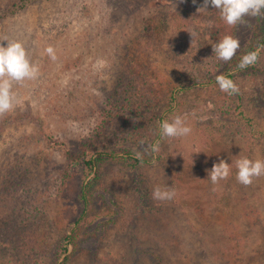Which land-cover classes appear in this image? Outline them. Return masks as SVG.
Instances as JSON below:
<instances>
[{"label":"rangeland","instance_id":"rangeland-1","mask_svg":"<svg viewBox=\"0 0 264 264\" xmlns=\"http://www.w3.org/2000/svg\"><path fill=\"white\" fill-rule=\"evenodd\" d=\"M202 3L0 0V41L22 43L40 68L13 85L15 106L0 116V264L62 262L76 233L67 264H264V175L240 184L234 158L264 160V20L232 27L211 6L198 14ZM225 35L241 45L227 63L211 47ZM219 74L239 94L221 92ZM177 115L191 134L163 138L159 122ZM157 141L144 167L111 161L91 173L62 147L136 159ZM220 159L231 172L213 185L206 170ZM156 186L174 198L153 200Z\"/></svg>","mask_w":264,"mask_h":264},{"label":"clouds","instance_id":"clouds-1","mask_svg":"<svg viewBox=\"0 0 264 264\" xmlns=\"http://www.w3.org/2000/svg\"><path fill=\"white\" fill-rule=\"evenodd\" d=\"M180 2L182 3L184 0H180ZM192 2L194 5L196 4V0H192ZM209 6L218 12L220 18L227 25L232 27L246 24L247 17L264 20V0H203V3L197 7V13H207ZM188 33L192 38V45L195 40V33ZM3 41H7V46L5 47L0 43V116L13 110L15 106L16 94L13 91V85H22L25 81L36 80L40 74L39 65L29 60L27 50L22 43L10 41L7 37L0 42ZM240 46L238 39L231 35H225L211 47L215 58L218 61L227 63L237 54ZM44 53L52 61L57 60L55 50L51 46L45 48ZM258 58L259 49L248 52L242 56L237 67L241 70L246 69L254 65L258 61ZM215 80L221 92L229 96L239 94L240 88L232 79L219 74L216 75ZM211 107L212 105H209V108ZM201 119H206V117H202ZM159 132L163 138H181L189 136L192 128L186 125L184 118L177 115L171 120L165 119L159 122ZM149 151L151 153H158L160 151L159 141L148 144L146 147H143L142 151H136L137 159H142L143 154ZM234 158L237 169L236 180L240 184L250 186L254 178L264 175V160H251L241 155ZM206 171L207 180L216 185L221 180L229 177L231 167L225 160L220 159L218 163L213 164L210 170ZM151 196L155 201L172 200L175 196V191L171 187L166 186L162 189L160 186H156L153 188Z\"/></svg>","mask_w":264,"mask_h":264},{"label":"trees","instance_id":"trees-1","mask_svg":"<svg viewBox=\"0 0 264 264\" xmlns=\"http://www.w3.org/2000/svg\"><path fill=\"white\" fill-rule=\"evenodd\" d=\"M229 78L233 80L232 75ZM170 100L171 101L169 102H175L174 97L172 95H170ZM242 119H244L242 121L249 122L248 119H245L244 117H242ZM248 126H250V128L253 129V125L251 123H248ZM254 130L256 131V129ZM255 135L256 133H253L254 137ZM62 147H63L64 156L73 163H82L85 166V169L88 171V173L93 172L94 168H96L97 172H99V168L102 164L111 162V161H115L118 163L124 162L129 168L144 167L149 162L144 156L142 159H137V158L136 159H133V158L126 159L124 157H121L120 155H118V153H115V152L102 151V152H98L97 154H95L91 151H87L86 153H73L68 147L64 145ZM91 187H92V183L90 182L88 185L83 186L82 191H81L80 203L84 207V209H87L88 205L90 204V198L87 192H91ZM78 226H79V223L76 222L75 226H73V229H72L73 233L78 232L79 230ZM76 234L67 236V238L65 239L63 246L60 248L61 257L65 255L64 260L59 263L57 262V264H67L70 261L72 254H73V253H69L70 248L73 245L77 247V243L75 240L78 238V235Z\"/></svg>","mask_w":264,"mask_h":264}]
</instances>
